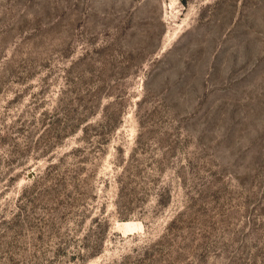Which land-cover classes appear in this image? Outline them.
<instances>
[{"label":"rangeland","instance_id":"obj_1","mask_svg":"<svg viewBox=\"0 0 264 264\" xmlns=\"http://www.w3.org/2000/svg\"><path fill=\"white\" fill-rule=\"evenodd\" d=\"M0 264H264V0H0Z\"/></svg>","mask_w":264,"mask_h":264}]
</instances>
